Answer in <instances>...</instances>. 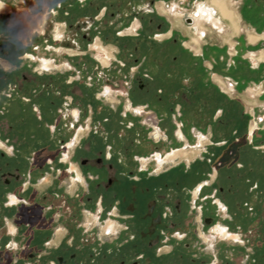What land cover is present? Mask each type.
Listing matches in <instances>:
<instances>
[{"label": "flooded vegetation", "instance_id": "obj_1", "mask_svg": "<svg viewBox=\"0 0 264 264\" xmlns=\"http://www.w3.org/2000/svg\"><path fill=\"white\" fill-rule=\"evenodd\" d=\"M125 1L119 0L117 5L104 2L103 5L98 6L97 13L88 14L83 23L77 26L81 32L80 43L86 44L90 49V43L102 26L105 29L106 24L114 21L118 23L122 20L125 17ZM0 6V12L11 11L1 1ZM41 8H43L42 2H35L31 11L35 13ZM216 12L215 9H200L195 18L187 19V22L194 27L196 19V25L199 24L200 18H208L212 21L217 18ZM23 16L22 12H13L9 18L12 26H21L20 46L18 45L14 50H7L8 46L0 43V52H5L6 58L10 61L16 58L23 60L25 57L33 65L22 70L19 67L9 71L0 69V252L2 250L12 252L15 264H210L215 259L220 264H232V259L228 261L223 256L224 253H228L229 257H235L236 251L224 246L217 249V255L205 257L201 254L205 253L204 249L208 246H215L218 237L235 242L239 239L237 234L230 233L232 232L230 225L224 226L225 220L215 224L217 213L231 219L235 214H242L248 210L252 212L254 209H259L260 214H264V133L260 130V164H255L257 169L251 168L246 176L242 174V170L247 163L243 164L234 159L227 160L226 170L217 167L214 163L209 167L208 173L200 177L195 172V163L184 166V170L181 165L165 169L164 164L175 163L180 158H188L186 154L172 162H165L167 156L174 158V154L179 151L193 153L196 150L200 153L205 150L207 142L205 138H202L203 142H199L196 149L189 150L186 146L169 152L164 157L161 155L162 150L159 145L162 141L168 145L171 142L169 138L163 140L160 137L161 140L155 142L156 145L150 147L149 154L146 155L149 131L144 134L142 129L136 126L137 123L130 122L127 133L121 136L120 132H116L115 127H108L109 119L95 120L97 117L94 114L95 108L86 105L85 98L80 100L70 95L69 101L70 96L58 89L53 79L41 81L40 76L55 67L54 55L58 47L54 38L41 33L43 15L30 16L29 22L23 21ZM127 17H131V22L140 21L143 30L145 26L149 30L152 28L153 31L146 37V41L143 39L145 43L132 44L134 52L130 56L134 59L135 66H129L130 61L121 50L120 59L112 60L110 50L99 41L91 46L92 51H97L98 59L103 64L99 65L100 63L95 62L94 65L97 76L94 81L91 78L93 99L102 103V99H109L115 90L124 91L130 107L139 103L143 106L140 111L135 108L134 113L140 112L146 122L154 123L160 130L166 120H170L171 124L173 121L183 122L184 106L178 109V102L183 103L185 91L179 82L184 72L181 60L182 44L176 37L168 43L160 40V37L167 33V27L154 9L153 1L143 9L132 6ZM138 21L132 25L127 35L140 40L144 36V31L135 35ZM108 29L110 27L106 28L107 31ZM33 31L42 38L37 39L36 42L29 39L28 36ZM117 36L123 37V34L119 32ZM203 36L205 32L200 31L197 38L201 39ZM257 36L259 39L256 43L262 38V35ZM71 43L78 45L77 41ZM147 43L149 46L144 49L145 52L139 54V44L144 47ZM189 43L186 46L199 52V43L195 44L193 38ZM16 54L20 55L15 57ZM89 58L86 54H79L67 59L70 70L80 81L84 78L82 74L86 68L78 69L74 62L79 61L82 64ZM125 61L127 62L123 63ZM153 62L156 64L154 71H151ZM120 63L124 66L121 67ZM215 79L224 90L230 92L223 80L217 77ZM250 94L253 97L258 95L255 91H250ZM153 101L162 105L161 119L157 116V112L151 110ZM74 109L80 115L77 122L71 116ZM68 118H71V122H67ZM221 118L217 121V126L220 127L224 123ZM86 123L90 124L88 135L78 147L72 149L75 151L74 156L70 157L68 153L67 162L61 163L57 156L58 150L61 153L60 146L73 136L79 126H84ZM256 126L257 124L253 123L250 127L251 135L255 132ZM120 131H123V128ZM239 132L242 131L240 129L235 131V133ZM154 134L159 137L158 132ZM178 137L182 140L185 138L182 131L178 132ZM226 145L228 150H231V157L233 155L240 159L244 157L242 146L237 145L238 148L231 149L234 144L228 141ZM134 147L138 149V160H136L138 164L142 162L145 165L148 158L156 157L159 160L160 170L147 172L144 170L145 166L140 170L128 168V163L132 164L133 161L123 157L128 156ZM78 151H83L85 155L93 152L95 158L78 159ZM233 162L240 164L243 169L236 171L231 168L230 163ZM72 164L77 165L82 173L88 169L97 172L93 178H90L96 180V183L89 185V191L90 193L97 191L98 196L93 197L90 194L79 197L78 199L84 200L83 206L88 211L95 212L98 198H100V206L104 208L107 207L110 198L112 199L110 210L116 209L119 213L118 217L102 213L100 221L112 219L103 227L105 234L102 238L93 236L83 226L82 209L68 216L67 212L59 214L53 203L57 197L59 183L66 179L68 182L66 186L74 181L80 184ZM212 171H215L216 176L212 180L214 183L223 181V185H219V192L207 193L204 191V185L196 190L201 182H197L194 186H192L193 182L190 183V180H199L201 177H203L202 181L206 182L210 179ZM224 171L226 174L221 180V172ZM254 171L260 174L257 180L254 179L256 176L252 175ZM246 178L248 180L245 182ZM254 183L255 185H252ZM208 196L211 206L218 212L214 216L203 215L201 218L202 226L206 227L205 231L209 228L211 230L208 239L205 237L207 240L205 242L194 236V224L190 223L188 226L190 228H186L182 221L186 207L191 212L193 207L197 208L203 204L200 211H205L209 201L201 204L199 200ZM214 199L217 201L213 202ZM223 200L228 210L225 209ZM232 200L238 201L234 204V207H238L235 211L230 208ZM239 200L243 201L239 202ZM118 225L122 227L120 231ZM62 229L65 232H62ZM237 231H242L241 226ZM172 232L176 233L179 241L175 242L171 254L166 256L165 253H161V247L164 243L174 241ZM111 236H114L112 240ZM246 242L256 250L260 264H264L263 232H260V242L256 240V236L253 244L250 239ZM3 259L0 257V261ZM242 259L240 264H249V256Z\"/></svg>", "mask_w": 264, "mask_h": 264}, {"label": "crops", "instance_id": "obj_2", "mask_svg": "<svg viewBox=\"0 0 264 264\" xmlns=\"http://www.w3.org/2000/svg\"><path fill=\"white\" fill-rule=\"evenodd\" d=\"M0 1L11 9V11L0 12V43L6 44L8 46L7 50H14L18 47L19 38L16 33L20 32L21 26H12L9 22L10 16L13 12H22V14H24L22 20L29 22V17L34 15L31 11L33 4L42 0ZM50 1L70 3L72 0H46V7L49 6ZM88 1H97L101 3L100 5H102V2L105 0ZM152 1L154 2V9L164 20L167 27V33L162 35L160 40H164L165 43H168L173 37H176L182 44L181 60L184 72L179 82L185 91L183 103L178 102V109H181L182 106H184V120L183 122H179H181V131L185 138L183 140L179 139L180 141H177L178 143L176 142L178 144L177 147L181 149L186 146H194V144L198 145L200 138H205L207 141L205 146L209 142L218 143V141H232L235 131L240 129L242 131L241 133H245L246 131L248 132V130L250 132V127L253 123H256V119L260 118V113L264 111V59H255L253 57L255 55L260 56V54L264 51V0H227L229 3V9L234 12L235 21L238 24V29L236 30L232 22L223 18L218 9L212 4L211 0L209 3V0H127L124 3L125 17L118 21V23L114 21L112 34L117 35L116 33L120 32L123 34V37L117 36L119 39L133 40L134 37L132 35H127V33L131 31L132 25L138 20L131 22V17L128 18L127 15L130 14L132 6L137 9H143L149 6ZM50 6H52V4ZM200 9H215L217 11V18H215L218 20V23L213 24L208 18H200L198 19L199 26H196V19L194 22L196 37L200 31H204V27L202 25L204 21L210 22L217 29H222L223 24V29L221 32H218L216 29L211 27V24L205 23V36L200 40L199 52H195L193 49L186 46V44L191 41L192 36H195V30L193 29V26L187 22V19H194ZM42 13L44 14L40 15H43L44 19L41 23V33L44 36H48L56 40L58 51L54 55L55 67L48 73L42 74L40 78L47 76L49 79L54 80L58 89L60 87L64 90L71 89L72 92L78 94L80 81L70 70L67 59L73 55H91V52H93L91 46L89 49L86 44L80 43L79 35L81 32L80 29L78 30L77 28L80 23H83L88 14H75L74 12H71L68 16H66L61 11L55 14L47 13V11H43ZM100 16H102V13ZM138 23V30H143L141 22L138 21ZM2 25L3 28L1 27ZM239 25L241 30L238 33ZM100 29H104V26ZM34 32L35 31H33L28 37L32 39L33 42H36L37 39L42 38V36L37 35ZM233 32L236 35H234ZM252 34L259 36L262 35L261 40L257 43L255 42L256 44L250 42L249 35ZM148 36H150V33ZM73 41H77L78 45H73L71 43ZM107 49L111 50L112 60L120 59L121 52L118 47L110 45ZM19 55L20 54H18V56ZM18 56L16 54L15 57ZM236 63L239 64L238 68L236 67ZM155 64V62L151 64V71H154ZM18 67L22 70L26 67L31 68L33 65L30 61L23 62V60H19L18 58L10 61L6 58L5 52H0V69L9 71ZM216 77L223 80L226 86L228 85L227 87L230 92L224 90V88L216 81ZM229 83H231V85ZM71 91H65V93L69 96L72 95L75 97ZM250 91H255L258 95L253 97L251 96ZM116 96L120 98L118 100L120 106H122L124 102L123 110L125 113H128L127 110H125L126 106L128 108V105L126 104L128 101H124L125 99L127 100L125 92L120 91ZM75 98L82 100L81 97ZM68 99H71V96ZM84 103L87 104L85 100ZM161 106L162 105L157 101H153L151 104V110L153 112H157V116L160 119L162 114V111L160 110ZM36 109L38 108L36 107ZM220 118L223 119L224 122L221 127L217 126V121H219ZM67 122H71V118H68ZM256 124V128H258V130L260 128L264 133V125L262 126L260 121ZM163 130L164 129L162 127L159 135H165L166 130H164L165 132ZM184 130H187L191 139L186 136ZM166 134L169 138V132H166ZM166 138L167 137H164V139ZM167 151L166 147H164L161 155H167ZM74 152V150H71L69 152V156L73 157ZM137 155L138 149L134 147L130 150V154H128V156L123 157V159L126 158L133 161L132 164L128 163V168L140 170L142 166H145L144 170L147 172H157L160 170L158 165L159 160L156 157L148 158L144 165L142 162H139V164L136 162V160H138ZM85 157L94 159L95 155L91 152L87 153ZM194 163L195 160H192L187 164L193 165ZM170 164V167L180 165V163H169V165ZM72 168H75L74 170L76 171V176L79 179L80 184L72 182L71 185L66 186L68 182L65 179L63 182L58 184V191L56 194L57 197L61 195L66 199L69 198L76 201L78 204L76 206H79L80 208L82 207L81 213L83 215V213L88 210L83 206L84 204L81 202L82 199L78 198L90 194H92L93 197L98 196L97 191L92 189L91 190L94 192L90 193L89 191V185L96 183V180L94 181L90 178H93L97 172H93L91 169H88V171L85 170L84 173H82L75 164H72ZM96 201V210L95 212H92V214L96 215L94 217H96L97 223L100 221L102 213L117 217L119 216L116 209L110 210L109 208L112 203V199L109 198L106 208L100 206V198ZM76 206L71 207V209L64 208L63 211L59 210V214L67 212L68 216L72 215L79 210L75 209ZM217 212L218 211H215V209L214 211L211 209L208 213L202 211V213H200V219L203 215L214 216ZM252 216H255L256 218H253L252 221L248 220L246 224H243V221L239 224L242 228L241 233L243 234L246 230L247 233L245 234L244 232L245 237H248V233H257L256 240L260 242V232H263L264 238V214H260V210L258 209L252 214ZM114 222L119 224L117 221ZM225 224L228 226L230 225L231 228L233 227L230 222ZM121 229L122 227L118 225V231ZM198 230L199 232H202L201 235H206V227L204 228L200 225ZM62 232H65V230L62 229ZM197 235L198 234H196L195 231L194 236L198 238ZM201 235L199 234V237ZM203 238H205V236ZM215 247L216 246H208V248L204 249L205 253L201 255L205 257H209L213 254L217 255L218 250L217 247ZM224 247L228 248L227 246ZM167 248L168 251H161V253H165L166 256H169L174 247L168 246ZM228 257L229 254L224 253L223 258L228 261L232 259L231 263L234 264L237 256ZM210 264L220 263L217 259H215L212 260Z\"/></svg>", "mask_w": 264, "mask_h": 264}, {"label": "rangeland", "instance_id": "obj_3", "mask_svg": "<svg viewBox=\"0 0 264 264\" xmlns=\"http://www.w3.org/2000/svg\"><path fill=\"white\" fill-rule=\"evenodd\" d=\"M39 2V1H37ZM42 4H43V8H41L39 11H36L34 13V16H39L40 14H44L42 13L43 11H47V13L50 12V14H55V13H58V12H62L64 15L68 16L71 12H74L75 14L76 13H80V14H95L97 13V9H98V6L101 4L100 2H95V1H88V0H72L70 1V3L68 2H65L63 3L62 1L60 2H54V1H50V4L49 6L46 7V0H42L41 1ZM104 2H107L108 4H114V5H117L116 3L118 2V0H105L103 1L102 3ZM210 2V1H209ZM208 2V3H209ZM52 4V6H50ZM103 5V4H102ZM46 13V12H45ZM235 15V14H234ZM30 21V19H29ZM114 23V22H113ZM113 23H110V24H106V28L110 27V29H108V31L110 33H108V31L105 29H99V31H97V35L95 36V38L93 39V41L90 43V45H94L97 41H99L104 47H108L110 45L112 46H115V47H118L123 53H125L126 55V59L129 62V66H135L136 63L133 61L134 59L131 58V53L134 52V48L132 47V44L133 43H145L146 41V37H148V34L150 32L153 31V29L151 28L150 30L148 28H146L144 26V36L142 37V39L138 40L137 38H133V40H122V39H119L117 37V35H113L112 34V27L114 26ZM205 23H209L211 24L210 22H204L202 23L203 27H204V32H206V26H205ZM193 26V25H192ZM196 26H199V24H197ZM3 28V25L1 26ZM211 27L216 29L218 32H221L222 29H223V24H222V29H217L216 27H214L212 24H211ZM1 28V29H2ZM240 25H239V31L238 33L240 32ZM194 29V27H193ZM195 30V29H194ZM104 31V32H103ZM142 31V30H138V33ZM99 32V33H98ZM102 32L104 33V36L102 34ZM237 33V34H238ZM16 34H18V40L21 41V37H20V32H17ZM118 34V33H116ZM234 35H236L234 32H233ZM204 37V36H203ZM202 37V38H203ZM193 38V42H194V39H197L199 41V45H200V40L202 39H198L196 37V30H195V36H192ZM30 39V38H29ZM145 41H144V40ZM32 40V39H31ZM34 40V39H33ZM149 42V40L147 41ZM191 43V41H190ZM189 43V44H190ZM18 45L20 46V43L18 42ZM149 46V43L145 44L144 47L140 46L139 44V54H142L144 53V49L147 48ZM195 45H193L194 47ZM198 47V46H196ZM110 54H111V50H110ZM92 55V56H91ZM91 55H88V57H90L88 60H86V62H83L82 64H84V66L78 61H75V65L78 66L77 68L78 69H85L84 73L82 74L84 76V78L80 81V87H79V90H78V94L75 93V92H72L71 89H67V90H64L62 89V87H60L59 89L60 90H63L64 92L65 91H71L73 93V95L75 97H81V98H85L86 100V105H92L95 109H94V114L97 116L95 120H103L105 121V119H109V125L108 127H115L116 128V132H120V135H124V133L126 134L127 133V128L130 127V122H133V123H137L136 126L140 129H142V133L146 134L148 133L149 131V134H148V138L147 139V151L145 152L146 155L149 154V150H150V147L153 148L156 143L155 141V138L156 136L155 135H152V131H153V123L151 122H146L143 117H141L140 115V112H138V114H135L134 113V109L136 108L138 111H140L143 107L141 105H136V106H132L130 107V105L126 102L128 100H124L126 102V104L128 105V108L127 106L125 107V110H127L128 113H125L124 110H123V107H124V102L122 104V106L119 105L118 103V100L120 98H118L116 95H118V91L115 90L114 93H112V97H110L109 99H102V103L100 102H96V100L93 99V95H94V91L92 90V85L89 87L87 86V83H86V79L88 77H91L93 79V81L96 79V74H97V69L95 70V62L96 63H100L99 65H101V61L98 59V53L97 51H93L91 52ZM256 56V55H255ZM260 56H256V58H259ZM95 59V61H94ZM25 61H29L27 60L25 57L23 59V62ZM127 61L123 62V63H126ZM32 63V62H31ZM89 65V66H87ZM103 65V64H102ZM239 64L236 63V67L238 68ZM74 70V69H73ZM21 78V76H20ZM49 77L45 76L42 78L41 81H48ZM235 80V79H234ZM93 81H90V84L93 82ZM233 82H236V81H233ZM231 85V83H229ZM237 84V83H235ZM228 86V85H227ZM97 87V86H96ZM94 89V88H93ZM239 91V90H237ZM83 93V94H82ZM100 94V93H99ZM120 94V93H119ZM121 95V94H120ZM85 96H88L87 98ZM131 115V116H130ZM133 116V117H132ZM256 123H258L260 121V123H262V126L264 125V111L260 113V118H257L256 119ZM263 120V122H262ZM175 122L173 121V124H171L170 120H166L165 124L162 126L164 130H166V132L168 133L169 132V140L171 142V144H165V141L164 143H161L159 145V148L161 150H163L164 147H166V149L168 150L166 153L168 154L171 149L175 148V149H179L178 146V142L177 141H180L179 139H177L175 137V132H176V125L174 124ZM179 124V122H177ZM253 125V124H252ZM155 126V125H154ZM157 127V126H156ZM162 127H161V130H162ZM123 128V131H120V129ZM182 128V127H181ZM163 130V131H164ZM248 130V129H247ZM260 128L258 130V128H255V132L251 135V133L246 131L245 133H235L233 135V140L232 141H228V143L230 144H234V147H231V149H234V148H238L237 145L239 146H242L241 147V150L243 151L242 153L244 154V157H241L242 159H240V157L238 156H235L233 155L232 157L230 156V149L228 150V145H226L227 141H218V143H214V142H209L205 147V150H202V152L198 153L195 151H193V153L189 152V151H186V153L184 151H179L177 154L179 155V157H182V156H185L187 154L188 158H180L178 160H176L175 163H180L181 167H182V170H184V166H188V162L189 161H192V160H195V163L194 164V169H195V172L198 173L199 177L200 176H203L205 173L207 174L208 171H209V167H211L212 164L216 165L217 167H223L224 170H226V165L228 164V159H234V161H237V162H242L243 164L246 162L247 164H244V169L241 168V165L240 164H236V162H233L232 164L230 163V166H232L231 168H233L234 170L236 171H239V170H242V174L243 175H247L250 171L251 168H253L254 170L257 169V166L256 165H259L260 164ZM162 131V132H163ZM165 132V131H164ZM165 132V135L164 136H161V138L163 137H167V134ZM184 133L186 134V136L188 138L191 139V136L189 135V133L187 132V130H184ZM174 134V136H173ZM155 137V138H154ZM161 140V139H160ZM176 140V141H175ZM163 142V141H162ZM177 142V143H176ZM199 142H203L202 141V138H200V141ZM197 145L194 144L191 145L188 149L191 150L190 148H195ZM227 147V148H226ZM210 148V149H209ZM254 148H258L257 150H255ZM196 149V148H195ZM234 151V150H233ZM207 153V154H206ZM235 154V151L233 152ZM78 159L80 158H83L85 157V153L83 151H78ZM57 156L59 158L60 156V153H59V150L57 151ZM262 156V155H261ZM165 157V156H164ZM234 157V158H233ZM244 160V161H242ZM211 162L210 164L208 162ZM251 163H254V164H251ZM220 164L223 166H220ZM236 164V165H235ZM256 164V165H255ZM171 166V164L169 165H164V168H169ZM222 168V169H223ZM75 168H73L74 170ZM164 169V170H165ZM230 170V169H229ZM222 174V179L223 180V177L225 176L226 174V171L224 172H221ZM210 179H207L206 182H203L202 179L203 177L199 178L198 179H195V180H190V183L193 182L192 186H194L197 182L199 183V181L201 182L197 187H196V190L199 186H202L204 185V188L207 189L204 191L207 192V193H210V192H219V185H223V181H217V183H214L212 180L214 179L215 176V172L212 171V173L210 174ZM218 175V174H217ZM254 176H256L254 179H259L260 178V174H258L257 171H254V173L252 174ZM249 177V176H247ZM248 180V178H246L244 181L246 182ZM75 182V181H74ZM254 182H257L254 180ZM76 183V182H75ZM74 183V184H75ZM78 184V183H77ZM189 184V182H188ZM252 185H255L252 184ZM226 188V186H225ZM256 191V190H255ZM205 194V193H204ZM207 196V195H205ZM219 199V197H217ZM221 200V199H220ZM200 203H204V202H207L209 201L208 203V206L205 210L206 213L210 212V210L212 209L214 211V208L211 206V203L209 200V196L207 198H201L200 200ZM217 199H214L213 202H216ZM224 201V202H223ZM222 203L224 204V207L226 210H228L227 206H226V202L225 200H223ZM243 200H239V202H242ZM79 202V201H78ZM82 203H84V200L81 201ZM232 204L230 206V208L232 210H236L238 207H234V204L236 202H238L237 200H232L231 201ZM53 203L55 205V207L57 208V210H61L63 211L64 208L66 209H71V207L73 206H76L78 205L76 201H74L73 199H69V198H65L63 196H59V197H56L54 200H53ZM243 204V203H242ZM203 205V204H202ZM202 205L200 206H197V208L193 207V210H191V212H189V208L186 207V213L184 212L183 213V225L184 227H188L189 224H194V232L196 231V234H198V238L207 242V240L205 238H203L204 236L206 237L207 236V239H208V235H210L211 233V230L210 228L205 231V234L206 235H201L202 232H199L198 230V227H200V225H202V221L200 219V213H202L200 211V208H202ZM244 207H246V205H244ZM59 208H63V209H59ZM192 208V206H191ZM75 209H82V207L80 208L79 206H76ZM233 211V213H234ZM257 209H254L252 212H250V210H248L247 212H244L242 214H235L232 216V219L224 214H216L217 217V222L215 224H218L220 222H222L223 220H225V223H228L229 220L231 221V225L233 226L231 229H232V232L231 233H237L240 237V240L238 242H235L231 239H225V238H222V237H218L217 239V242L215 243V246L218 248H221L223 246H227L229 249H233L236 251V260L234 262V264H240L241 260H243L242 258L245 257V256H249V264H260V260L259 258L256 257V250L254 248L251 247V245L247 244L246 240L247 239H250V241L252 242L253 244V240L255 238V236L257 235V233H248V237H245L244 236V232L245 234L247 233L246 230L243 232V234L240 232V231H237L239 230V224L243 221L244 223L243 224H246V222L248 220L252 221L253 218H256L255 216L253 217L252 214L254 212H256ZM88 212V213H87ZM85 213H83L82 215V219H83V224L85 226L86 229H89V233H92L93 236H97L98 238H102L104 237V234L105 232H103V227L106 225V222L108 221L107 219L103 222V221H99L98 223L96 222V215H93L91 211H87ZM251 214V215H250ZM225 223H224V226H225ZM212 227V226H211ZM214 227V225H213ZM190 228V227H188ZM120 231V230H119ZM239 232V233H238ZM114 233V232H113ZM173 234V232H172ZM199 234L201 235L199 237ZM212 234H214L212 232ZM171 235V233H170ZM172 236H174L172 239L174 241H170L168 243H164L163 246L161 247V251H168V246L170 247H174V244L175 242L179 241V238L177 237L176 233H174ZM114 238V236H111L110 239L112 240ZM211 244V242H209V245ZM215 247V248H216ZM214 248V249H215ZM13 256V253L10 252V251H7V250H2L0 252V257H3L4 259L2 261H0V264H15L14 263V259L12 258Z\"/></svg>", "mask_w": 264, "mask_h": 264}, {"label": "built area", "instance_id": "obj_4", "mask_svg": "<svg viewBox=\"0 0 264 264\" xmlns=\"http://www.w3.org/2000/svg\"><path fill=\"white\" fill-rule=\"evenodd\" d=\"M137 33H138V28H137V32L135 33V35H137ZM120 65H121V67H123L124 66V64L123 63H120ZM90 81H91V77H88V79H87V81H86V83H87V85H91L90 84ZM69 101H70V99H68ZM143 108V107H142ZM60 112H62L61 110H60ZM71 116H72V118H73V120L75 121V122H77L78 121V119H79V114H78V111L76 110V109H74L73 111H72V113H71ZM175 122V125H176V132H175V137L177 138V139H179V137H178V132L179 131H181V124L179 123H177V121H174ZM155 124L153 123V131H152V135H155L154 133L155 132H160L161 130H160V128L157 126V125H155ZM157 126V127H156ZM89 131H90V124L89 123H86L84 126H79L76 130H75V132L73 133V136L68 140V141H66L62 146H60V151H61V153H60V156H59V161L61 162V163H66L67 162V160H68V153H69V151H71L72 149H74V148H76V147H78L79 145H80V143L83 141V139L88 135V133H89ZM155 138V137H154ZM163 140H166V139H164V137L162 138ZM155 140H157V141H155V142H159L160 141V136L157 138H155ZM198 146V145H197ZM196 146V147H197ZM195 147V148H196ZM175 150H178V149H175V148H173V149H171V151L170 152H173V151H175ZM166 156V155H165ZM215 172V171H214ZM225 230H227L228 231V229L227 228H224ZM231 233V232H230ZM231 234H237V233H231ZM238 235V234H237ZM239 236V235H238ZM240 240V237H239V239H238V241ZM238 241H236V242H238Z\"/></svg>", "mask_w": 264, "mask_h": 264}, {"label": "bare ground", "instance_id": "obj_5", "mask_svg": "<svg viewBox=\"0 0 264 264\" xmlns=\"http://www.w3.org/2000/svg\"><path fill=\"white\" fill-rule=\"evenodd\" d=\"M212 4L218 9L219 13L225 18L226 20H229V22H232L235 30L238 29V24L235 21V16L234 12L229 9V3L227 0H212ZM213 24H217L218 20L217 19H212ZM217 26V25H216ZM259 37L257 35H249V41L252 43H255ZM194 43L198 44V40L194 39ZM264 58V51L260 54L259 59ZM179 157L177 153L174 154V158L171 156H167L165 158V162H172L174 159Z\"/></svg>", "mask_w": 264, "mask_h": 264}]
</instances>
